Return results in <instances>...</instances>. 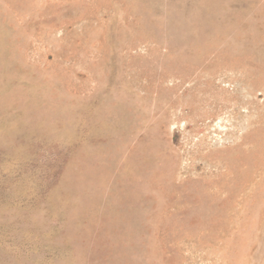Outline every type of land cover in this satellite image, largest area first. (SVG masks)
Masks as SVG:
<instances>
[{
  "label": "rangeland",
  "instance_id": "obj_1",
  "mask_svg": "<svg viewBox=\"0 0 264 264\" xmlns=\"http://www.w3.org/2000/svg\"><path fill=\"white\" fill-rule=\"evenodd\" d=\"M0 264H264V0H0Z\"/></svg>",
  "mask_w": 264,
  "mask_h": 264
}]
</instances>
